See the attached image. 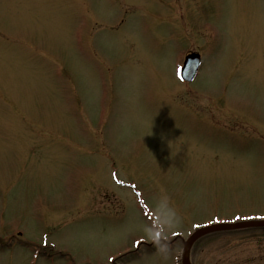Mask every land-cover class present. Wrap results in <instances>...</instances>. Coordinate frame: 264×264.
Segmentation results:
<instances>
[{"label": "rangeland", "instance_id": "374dc122", "mask_svg": "<svg viewBox=\"0 0 264 264\" xmlns=\"http://www.w3.org/2000/svg\"><path fill=\"white\" fill-rule=\"evenodd\" d=\"M254 219L264 0H0V264H176ZM189 260L264 264V229Z\"/></svg>", "mask_w": 264, "mask_h": 264}, {"label": "water", "instance_id": "95a60500", "mask_svg": "<svg viewBox=\"0 0 264 264\" xmlns=\"http://www.w3.org/2000/svg\"><path fill=\"white\" fill-rule=\"evenodd\" d=\"M199 65V55L197 53H189L184 57L182 67L180 69V75L182 79L189 81L191 80L197 70ZM246 226H264V221H248V222H239L234 224H219L214 226H209L201 228L195 231L184 243H183V253H182V263L187 264L185 261L187 250L191 242L200 235H203L209 231L222 228H241Z\"/></svg>", "mask_w": 264, "mask_h": 264}]
</instances>
